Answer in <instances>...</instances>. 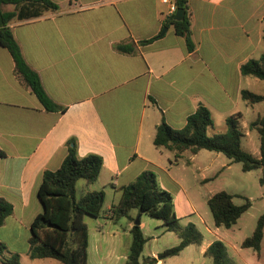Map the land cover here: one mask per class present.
<instances>
[{
  "label": "crops",
  "instance_id": "crops-1",
  "mask_svg": "<svg viewBox=\"0 0 264 264\" xmlns=\"http://www.w3.org/2000/svg\"><path fill=\"white\" fill-rule=\"evenodd\" d=\"M52 1L59 5L58 10L14 21L11 26L25 60L39 74L59 110L44 108L17 76L10 52L0 46V149L6 154L0 160V197L14 206L13 214L0 227V243L10 248L9 239L22 238L26 253L32 222L43 211L37 196L42 174L60 168L75 143L80 157L94 153L103 158L98 180L86 182L81 196L105 192L103 212L95 222L108 227L117 222L110 210L120 201L121 188L146 169L153 170L160 186L171 193L168 185L174 183L195 210L168 166V162L173 165L175 153L154 144L163 121L182 129L187 118L204 105L215 123L208 133L214 135L226 130L229 116L242 113L244 119L251 111L252 120L246 124L241 121L244 140L256 131L250 130V124L264 114V102L250 105L242 98L245 89L264 95L254 88L259 84L254 80L259 79L241 72L242 65L264 54V0H189L194 51L173 26H166L176 13L171 3ZM4 9L13 11L15 7L6 5ZM159 35L155 41L142 44ZM120 44L133 45L134 52L119 51ZM202 151H186L175 163L190 154L188 159L195 165ZM252 154L260 156V146ZM126 218L131 233L135 218L131 212ZM87 225L89 264H125L128 256L122 258L116 251L115 238L121 233L110 235L114 250H104L103 243L110 240L106 233L92 234ZM144 226L142 221L143 232ZM211 243H205L203 236L202 244H192L158 264L179 260L182 254L190 258L176 264H192L196 258H207L205 252ZM142 257L141 261L146 259ZM148 257L157 258L158 253ZM35 260L54 264L50 258Z\"/></svg>",
  "mask_w": 264,
  "mask_h": 264
},
{
  "label": "trees",
  "instance_id": "trees-1",
  "mask_svg": "<svg viewBox=\"0 0 264 264\" xmlns=\"http://www.w3.org/2000/svg\"><path fill=\"white\" fill-rule=\"evenodd\" d=\"M176 9L185 11L182 20H174L171 15L166 23L173 26L175 33L183 37L190 51L195 50L192 38V13L189 0H173ZM6 5H13V11H6ZM59 5L52 0H0V46L6 48L15 63V72L23 83L31 88L44 108L54 112L60 107L47 94L39 74L34 71L24 58L21 46L16 39L11 24L17 20H29L41 16L45 11L58 10ZM160 37L145 40L148 44ZM264 41V35H263ZM117 49L123 53H133L131 44H120ZM244 76L264 81V54L251 59L241 67ZM242 98L250 105L264 102V95L251 90H243ZM242 113H236L226 119V130L219 134L209 135L215 123L211 111L204 105L187 118L182 129H175L163 121L157 128L154 144L175 153L176 162L186 151L197 154L200 150L221 153L232 162L242 164L245 172L261 169V184L264 187V114L253 121L249 128L256 130L260 138V156H254L242 146L245 136L242 128ZM6 156L0 149V160ZM103 168V158L97 154L80 157L76 143L69 148L61 167L57 170H45L37 189V196L43 211L36 216L31 225L29 239V257L35 259H54L63 264H89V228L85 216H101L106 200L103 190L87 192L77 197V183L85 180L95 183ZM120 201L110 210L112 218L120 220L129 217L130 212L138 209L153 218L163 220L167 232H175L180 243L158 254L141 261L148 239L140 224L131 229L132 242L125 264H158L160 260L178 256L192 244L200 245L203 235L193 223L181 226L174 209V198L171 192L163 189L157 174L150 169L144 170L133 182L121 188ZM235 195L226 191L215 193L208 200L216 227L231 228L252 206L249 199L242 205L234 203ZM14 212V206L7 199L0 197V227ZM264 239V215L258 220L253 234L246 238L243 248H251L260 253ZM6 253L10 256L6 257ZM212 259V264H231L228 248L222 240L210 244L205 252ZM1 264H23L19 253H12L4 243H0Z\"/></svg>",
  "mask_w": 264,
  "mask_h": 264
},
{
  "label": "rangeland",
  "instance_id": "rangeland-1",
  "mask_svg": "<svg viewBox=\"0 0 264 264\" xmlns=\"http://www.w3.org/2000/svg\"><path fill=\"white\" fill-rule=\"evenodd\" d=\"M254 81L259 83L254 88L258 92L263 93L264 81ZM252 118L253 114L250 111V115H246L242 121L246 124ZM243 145L251 153L258 152L260 146L259 133L253 131L250 138L243 140ZM189 156L190 154L186 157L184 156L178 164L173 162V165H170L168 162L172 175L179 179L190 200L194 203L195 210L186 203L183 192L174 183H169L168 186L173 190L174 209L181 226L185 227L188 223L195 224L204 236L205 243L222 240L228 248L231 264H264V239L262 244L263 250L260 253L254 249L242 247L243 241L253 234L259 218L264 215V187L261 184V178L263 176L262 170L256 169L245 172L241 163L232 162L223 154L217 157L216 152L208 150L201 152L194 162L195 165L189 161ZM172 160L174 161V157H172ZM84 185H86V181L80 180L77 186L78 198L81 197V191ZM219 191H226L235 195L234 203L236 205L244 204L245 199H249L252 203L251 208L231 228L216 227L207 202L208 198ZM110 200L109 198L108 204ZM131 214L135 218V223L138 220L145 223L144 232L148 241L144 248L143 259L152 256L156 252L160 254L164 250L179 244L178 234L175 232H167L164 229L163 220L153 218L145 213H140L138 209L132 210ZM85 221L86 223L88 222L92 234L104 232L106 233V237L110 239L106 243H103L102 247L104 250H114V238L110 235L121 233L119 238L118 236L115 238L116 251L122 258L128 256L132 242V235L127 231L129 224L128 218L125 217L117 220V222L108 227L106 225H97L95 218L89 215L85 216ZM21 235H25L24 230ZM2 237L3 234L0 232V242ZM9 240V251L12 253L19 251L23 254V261H21L23 264H45L42 260H33L29 257L28 253H26V245L23 243L22 238L20 240ZM9 256L10 254L6 253V257ZM186 256L190 258L188 254H182L178 258L179 260H167L165 264H176V261H181ZM49 261L54 264H63L54 259H50ZM192 264H212V259L210 257L202 258V260L196 258Z\"/></svg>",
  "mask_w": 264,
  "mask_h": 264
},
{
  "label": "water",
  "instance_id": "water-1",
  "mask_svg": "<svg viewBox=\"0 0 264 264\" xmlns=\"http://www.w3.org/2000/svg\"><path fill=\"white\" fill-rule=\"evenodd\" d=\"M184 15H185V11L182 10V9H178L174 15V20L176 21H179V20H182L184 18ZM166 28L163 30L162 34H164L166 32ZM141 222L138 220L136 222V224H140Z\"/></svg>",
  "mask_w": 264,
  "mask_h": 264
},
{
  "label": "built area",
  "instance_id": "built-area-1",
  "mask_svg": "<svg viewBox=\"0 0 264 264\" xmlns=\"http://www.w3.org/2000/svg\"><path fill=\"white\" fill-rule=\"evenodd\" d=\"M163 2L165 3H171L172 4V9H173V12L175 13V11H177L174 3H173V0H162Z\"/></svg>",
  "mask_w": 264,
  "mask_h": 264
}]
</instances>
